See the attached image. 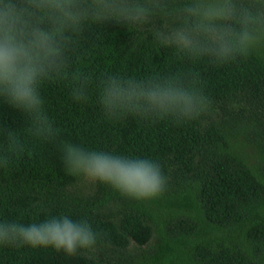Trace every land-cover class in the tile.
<instances>
[{
	"label": "trees",
	"instance_id": "trees-1",
	"mask_svg": "<svg viewBox=\"0 0 264 264\" xmlns=\"http://www.w3.org/2000/svg\"><path fill=\"white\" fill-rule=\"evenodd\" d=\"M173 9L184 0H153ZM88 24L72 37L59 73L41 88L59 135L0 97V218L87 219L93 251L0 248V264H264V53L227 63L190 59L156 45L152 31ZM179 79L206 106L195 119L175 114L108 118L98 85L109 75ZM83 91L86 99H76ZM156 162L165 178L155 197L132 199L66 173L61 143Z\"/></svg>",
	"mask_w": 264,
	"mask_h": 264
},
{
	"label": "clouds",
	"instance_id": "clouds-1",
	"mask_svg": "<svg viewBox=\"0 0 264 264\" xmlns=\"http://www.w3.org/2000/svg\"><path fill=\"white\" fill-rule=\"evenodd\" d=\"M157 14L171 22L152 31L153 42L190 59L222 64L264 53V0H184L173 9L153 0H0V97L54 141L59 130L47 117L41 88L61 70L72 37L88 24L141 28ZM98 89L103 113L116 120L149 113L191 120L206 106V99L179 79L113 74ZM86 98L83 91L76 96ZM61 151L67 174L88 177L125 197L147 199L163 190L160 166L150 159L69 142L61 143ZM99 239L89 220L67 214L44 215L27 224L0 218V248L51 249L71 257L93 251Z\"/></svg>",
	"mask_w": 264,
	"mask_h": 264
}]
</instances>
